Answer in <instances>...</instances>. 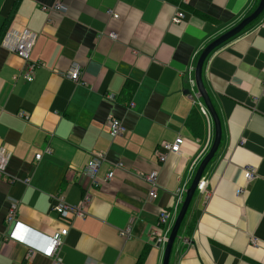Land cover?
<instances>
[{
    "label": "crops",
    "instance_id": "0c3cea01",
    "mask_svg": "<svg viewBox=\"0 0 264 264\" xmlns=\"http://www.w3.org/2000/svg\"><path fill=\"white\" fill-rule=\"evenodd\" d=\"M258 1L0 0V149L10 154L0 176V264H52L41 252L63 228L61 264H136L141 256V264L162 263L164 248L153 242L158 213L164 209L174 221L177 198L213 139L191 84L197 58ZM56 2L63 14L43 11ZM177 11L184 19L172 24ZM22 32L35 35L29 60L39 65L31 82L22 60L3 46ZM74 66L77 82L65 77ZM201 75L221 140L169 264H264V11L207 56ZM193 108L204 119L198 135L189 123ZM108 118L120 120L122 136L110 137ZM177 137L183 139L179 154L161 165L158 145ZM91 152L105 157L98 177L117 162L126 170L90 188L82 172ZM247 166L256 172L248 184ZM154 170L159 190L150 201L134 174ZM85 191L91 195L85 218L62 221L51 211L54 197L76 204ZM13 205L28 227L23 243L5 238ZM126 227L128 239L119 235ZM29 250L36 252L30 258Z\"/></svg>",
    "mask_w": 264,
    "mask_h": 264
},
{
    "label": "built area",
    "instance_id": "2783aa9c",
    "mask_svg": "<svg viewBox=\"0 0 264 264\" xmlns=\"http://www.w3.org/2000/svg\"><path fill=\"white\" fill-rule=\"evenodd\" d=\"M186 1V0H182ZM43 11L46 12H59L64 13V6L61 2H56L52 7L46 9L43 8ZM107 14L113 19H117L118 16L112 11H108ZM184 14L181 11H177L173 18L171 19L172 24H179L183 21ZM112 39L115 38L114 35H110ZM35 35L30 34L29 32H22L14 34L11 38L4 41V47L9 51L14 53L19 57L22 62L25 64V74L24 78L27 82H31L33 79V71L39 65L37 62H31L29 60V53L31 47L34 43ZM65 77L73 82H77L80 77V70L78 66H74ZM191 84L194 85V81H191ZM130 107H133V104L130 103ZM20 116H24L20 114ZM108 133L112 139L118 136H122L125 133V128L116 118H108L106 121ZM183 143L181 137H177L173 143L161 142L156 149V156L158 162L162 165L166 162L169 154H179L180 146ZM10 154L5 152L2 148L0 149V176L5 174L6 165L8 163ZM40 155H35V160H39ZM104 155L101 152H91L89 159L83 169V175L89 180L90 188H98L104 183L110 182L116 170H126L121 162H117L112 165L111 169L103 176L98 177V171L101 164L104 162ZM140 180H142L148 188L147 191V200L154 201L158 196V172L150 171L147 173L136 172L134 174ZM243 178L245 183H250L256 178L255 169L251 166H247L243 170ZM25 182V181H24ZM27 182V181H26ZM206 187V182L202 179L199 180L196 192H204ZM242 193L241 189L236 191V194L239 195ZM185 195V194H184ZM178 199V205H181L184 197L183 193ZM53 204L51 206V211L54 212L58 218L62 221H67L72 218L83 219L87 216V208L91 202V195L88 191H85L82 198L76 204H70L66 202L62 196H56L53 199ZM7 223L11 229L8 230V233L5 235L6 240H10L16 243H23L27 233L28 227L24 226L21 222L16 219L15 206L13 205L8 214H7ZM173 221L170 218L169 212L162 209L158 213L157 217V228L159 230L153 233V242L156 246L162 248L165 247L168 236L172 227ZM67 228H63L60 231L54 233L52 236L47 238L45 248L42 250L41 254L51 259L52 264H61L57 258L58 250L63 242L64 237L67 235ZM120 237L128 239L130 237V227H126L123 230L119 231ZM251 244L255 245L256 241L251 240ZM36 252L29 250L27 257H32Z\"/></svg>",
    "mask_w": 264,
    "mask_h": 264
},
{
    "label": "water",
    "instance_id": "95a60500",
    "mask_svg": "<svg viewBox=\"0 0 264 264\" xmlns=\"http://www.w3.org/2000/svg\"><path fill=\"white\" fill-rule=\"evenodd\" d=\"M264 11V0H259L255 9L247 15L244 19H242L235 27L230 29L229 31L225 32L224 34L217 37L215 40L210 42L200 53L197 58L195 67H194V75L193 81L194 86L197 91V95L202 101V104L212 122L213 125V139L210 145L208 152L205 154L201 162L199 163L195 174L192 178V181L185 191L184 199L181 203L179 211L173 221L167 243L164 247L163 256H162V263L161 264H169V259L171 256V252L173 249L174 242L178 236V231L180 229L181 223L184 220L190 203L196 193V187L199 180L202 178V175L207 167L208 163L213 159L221 140V127L219 118L213 108V105L210 101V98L203 86L202 82V67L205 59L207 56L218 46L225 43L229 39L233 38L237 34H239L243 29H245L249 24L254 22ZM188 93V92H186ZM12 226H10L9 231Z\"/></svg>",
    "mask_w": 264,
    "mask_h": 264
},
{
    "label": "trees",
    "instance_id": "16d2710c",
    "mask_svg": "<svg viewBox=\"0 0 264 264\" xmlns=\"http://www.w3.org/2000/svg\"><path fill=\"white\" fill-rule=\"evenodd\" d=\"M189 123H191V127L193 128V131L195 132V135L200 134V132H203V128H204V119L201 116L200 112L195 108H193L192 112H191V118L189 119ZM203 176V175H202ZM183 222L181 223L180 229L178 231V234L183 226ZM142 262V256L138 259L136 264H141Z\"/></svg>",
    "mask_w": 264,
    "mask_h": 264
}]
</instances>
